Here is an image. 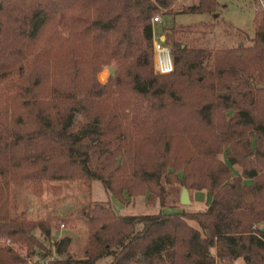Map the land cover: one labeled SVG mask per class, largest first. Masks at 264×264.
<instances>
[{
	"label": "trees",
	"instance_id": "1",
	"mask_svg": "<svg viewBox=\"0 0 264 264\" xmlns=\"http://www.w3.org/2000/svg\"><path fill=\"white\" fill-rule=\"evenodd\" d=\"M179 2L0 0V239L12 244L0 264H25L15 246L40 264H264V13L235 48L196 46L192 26L164 29L173 71L159 75L152 19L218 6ZM25 181L36 196L99 181L122 205L146 196L160 211L90 204L76 259L69 237L50 239L60 217L12 219L10 185ZM172 186L204 191L206 207L162 213Z\"/></svg>",
	"mask_w": 264,
	"mask_h": 264
},
{
	"label": "rangeland",
	"instance_id": "2",
	"mask_svg": "<svg viewBox=\"0 0 264 264\" xmlns=\"http://www.w3.org/2000/svg\"><path fill=\"white\" fill-rule=\"evenodd\" d=\"M198 1L183 0L180 5L189 6L197 4ZM216 1L218 6L213 14L176 12L160 16L162 24L154 25V37L160 39V36L164 34V29L171 30L173 27L188 28L192 26L188 41L193 42L196 46L205 45L214 49L237 47L244 39L243 33L249 38L254 37V0ZM112 71L113 68L111 67L104 68L97 75V79L100 81V75L103 74L106 82ZM53 186L61 187L60 194L53 193ZM35 188V183L32 181L11 183L10 214L12 219L15 221L42 220L47 215L60 217V221L53 222L50 239L55 243L65 236L69 237L71 242L68 254L76 259L85 257V248L88 242L85 221L87 219V207L90 204L110 202L114 211L120 215H152L160 211L158 202L152 203L146 196L130 199L128 205H122L104 190L99 181L45 184L42 187L41 196L34 194ZM168 191V203L166 205L168 207L162 209V213L195 212L206 207L204 191L190 193L179 186H172ZM184 192L188 197V204L186 205L180 202ZM61 224H65L63 228H61ZM192 224L196 226L195 223ZM45 244L53 254L54 247L48 241H45ZM0 245H2L1 239ZM15 249L24 255L29 252L19 246H15ZM34 259L38 258L34 257ZM111 259L112 257H104L98 260L96 264H108ZM237 264H242V261H238Z\"/></svg>",
	"mask_w": 264,
	"mask_h": 264
},
{
	"label": "built area",
	"instance_id": "3",
	"mask_svg": "<svg viewBox=\"0 0 264 264\" xmlns=\"http://www.w3.org/2000/svg\"><path fill=\"white\" fill-rule=\"evenodd\" d=\"M253 7L255 11H262L264 13V0H254ZM162 24V19L160 16H156L152 19V25ZM153 66L154 72L159 75H166L173 71V62L170 55V50L167 46L163 44L161 39H156L154 37L153 30ZM64 227V224H61V228ZM1 243L12 246L10 240L1 239ZM25 264H40L37 259L34 257H28V254L25 255Z\"/></svg>",
	"mask_w": 264,
	"mask_h": 264
},
{
	"label": "water",
	"instance_id": "4",
	"mask_svg": "<svg viewBox=\"0 0 264 264\" xmlns=\"http://www.w3.org/2000/svg\"><path fill=\"white\" fill-rule=\"evenodd\" d=\"M100 81H101L102 83L105 82V76H104L103 74L100 75ZM183 189H184L185 191H187L185 188H183ZM180 202H181V204H183V205L188 204V197H187V195H186V192H184L183 195L181 196V198H180Z\"/></svg>",
	"mask_w": 264,
	"mask_h": 264
},
{
	"label": "crops",
	"instance_id": "5",
	"mask_svg": "<svg viewBox=\"0 0 264 264\" xmlns=\"http://www.w3.org/2000/svg\"><path fill=\"white\" fill-rule=\"evenodd\" d=\"M183 0H180V2H182ZM179 2V3H180ZM160 39L162 40L163 39V37L162 36H160ZM202 194V193H201ZM196 195H197V193H196ZM203 196V195H202ZM205 196V197H204ZM203 197L204 198H206V202H208L209 201V199H208V197H207V195H206V193H205V195H204Z\"/></svg>",
	"mask_w": 264,
	"mask_h": 264
}]
</instances>
